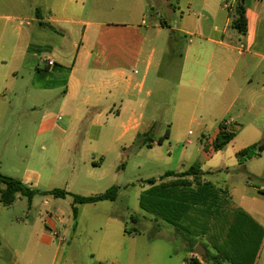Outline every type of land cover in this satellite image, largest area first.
Instances as JSON below:
<instances>
[{
    "label": "crops",
    "instance_id": "obj_1",
    "mask_svg": "<svg viewBox=\"0 0 264 264\" xmlns=\"http://www.w3.org/2000/svg\"><path fill=\"white\" fill-rule=\"evenodd\" d=\"M104 1L0 0V131L6 128L9 134L18 133L16 149L24 141L27 119L33 115L39 121L38 134L53 137L58 157L81 152L82 158L90 159L93 169L101 168L99 162L149 134L155 121H146L149 103L142 95L152 96L173 33H212L191 41L180 53V103L214 117L219 127L225 124L235 135L230 144L241 145L235 150L237 154L264 140V0H245V35L232 27L229 11L227 18H221L224 9L230 7L219 8L218 0H199V6L196 0H183L190 14L179 7L181 16L179 22L173 18L175 27L171 18L176 11L171 12V5L168 8V0H112L105 5ZM91 2L94 4L89 6ZM93 10L101 13L93 14ZM191 15L198 18L194 26L186 20ZM231 27L236 33L230 31ZM202 41L213 47L207 49ZM219 127L209 137L208 146ZM81 128L86 132L80 136L77 132ZM237 162L246 168L249 182L252 176L264 178V151ZM40 180L37 174L25 173L21 182L37 190ZM249 182L239 180L231 189L228 184L222 188L229 198L227 209L243 210L264 229V185ZM18 198L19 194L16 201ZM61 213L63 220L58 227L66 235L72 222ZM105 216L106 228L122 219L112 212ZM27 226L18 216L6 224L4 235L17 242H8V249L18 258L16 264H21L20 258L27 255L34 241L32 235L31 240L26 237ZM72 228L70 242L80 229L78 216ZM40 231L41 241L51 246L54 240L46 236L45 225ZM124 233L131 234L127 229ZM194 238L185 240L188 254L181 264L193 255L201 264H214L216 252L206 236ZM263 245L264 238L260 249ZM62 246L58 242L57 253ZM197 246L205 250V256L194 253ZM131 258L133 252L125 253L120 264H132ZM110 264L119 262L114 259Z\"/></svg>",
    "mask_w": 264,
    "mask_h": 264
},
{
    "label": "rangeland",
    "instance_id": "obj_2",
    "mask_svg": "<svg viewBox=\"0 0 264 264\" xmlns=\"http://www.w3.org/2000/svg\"><path fill=\"white\" fill-rule=\"evenodd\" d=\"M111 1L105 0L103 4ZM168 1V8L172 6L171 12L176 11L175 14L172 13L175 16L171 18V25L175 27L173 18L177 17L178 22L180 21L179 7L186 15L190 13L186 10L183 0ZM233 1L218 0L219 8L223 9L224 4L230 7L229 10L224 9L225 14H221V18L224 15L227 18V11L230 18L232 17V10L236 4ZM93 4L94 2H91L89 6ZM195 4L199 6L200 1L196 0ZM94 12L101 13L96 10H93V14ZM151 15V11L147 13V22ZM163 16L165 19L168 18L166 11ZM197 19L193 15L186 18L193 26ZM215 24L222 27L217 21ZM230 31L235 32L232 27ZM210 34L212 35L208 32L196 33L195 36L171 34L172 45L169 53L163 57L161 78L151 97L142 95L149 103L145 119L147 122L155 121V125L147 134L150 136L149 141H145L146 135L141 136L134 145L121 149L119 154L108 156L105 162H99V166L103 164L99 169H93L90 159L82 158L81 152L58 157L53 137L38 134L39 121L36 115L28 117L27 130L22 133L24 141L17 149L15 146L19 139L18 133L9 134L6 128L0 131V150L3 153L0 157V174L3 176L21 181L25 173L37 174L41 180L35 189L41 193L60 189L72 195L89 197L103 194L113 186L119 187L117 202L106 204L108 206L75 205L72 195L65 199H56L43 194L36 195L31 204L26 197L19 194L14 205L6 210H2L3 206L0 203V264H16L18 261L8 249V242L12 245L17 242L9 235H4L6 224L15 216L21 218L22 224H28L27 239L31 240V235L34 237L27 255L20 258L21 264H110L114 259L120 264L122 256L127 252H133V258L130 259L132 264L182 263L188 254L185 240L195 238L183 234L176 226L141 207L142 195L151 188L148 181L155 179L158 184L170 181L172 179L164 178L166 173H179L194 164L200 165L205 172L204 182H212L217 189L223 191L225 190L222 188H225L226 184L231 189L233 183L239 180L248 183L250 179L246 174V168L237 162L240 158L236 155L238 151L235 150L241 145L228 144L220 151L208 154L209 137L218 130L220 123L207 113L195 111L191 105L181 104L178 99L179 68L182 64L180 53L185 51L191 41H199L203 36H211ZM238 35L243 39V36ZM178 38L181 39L180 42ZM202 43L207 49L213 47L207 41ZM235 44L241 47V43ZM207 56L205 54L206 60ZM85 132L84 128H81L77 133L81 136ZM166 132L168 138L159 145L157 143L159 138ZM261 143H264V140ZM148 144L153 145L149 148ZM261 170L264 172V162ZM252 178L249 183L264 185L263 177ZM0 187L3 188L4 185L0 184ZM235 196L237 201L238 196ZM73 207L78 209L80 229L70 242V236L75 230L72 228ZM61 212L72 224H69L66 235L61 233L66 241L60 242L63 246L57 253L59 241L54 240L51 246H47L45 241H41L40 229L42 227L44 229V221L49 215L58 213L63 216ZM109 212L118 214L122 219L117 222L118 224L106 228L105 214ZM131 217L135 219L132 220ZM126 229L131 232L130 235L124 233ZM257 258H259L257 264H264V245Z\"/></svg>",
    "mask_w": 264,
    "mask_h": 264
},
{
    "label": "trees",
    "instance_id": "obj_3",
    "mask_svg": "<svg viewBox=\"0 0 264 264\" xmlns=\"http://www.w3.org/2000/svg\"><path fill=\"white\" fill-rule=\"evenodd\" d=\"M232 27L245 35L247 17L245 0H236L232 11ZM150 136L145 137L149 141ZM168 138V132L158 140L161 145ZM235 135L228 132L227 126L221 124L219 133L210 146L208 153L219 151L230 144ZM149 148L152 147L148 144ZM264 151V143L249 146L237 155L240 161H246ZM205 172L200 165L194 164L183 172H168L164 178L171 181L157 183L148 181L151 188L141 197V207L172 224L189 237L206 236L210 246L215 250L214 264H255L264 238V229L243 210L229 211V198L223 190L217 189L209 182H202ZM0 202L4 207H11L17 195L28 199L31 204L38 194L65 199L72 195L67 191L54 189L39 192L24 185L20 180L0 175ZM119 187L113 186L103 194L84 197L72 195L75 205L114 202L117 200ZM264 194V191L262 192ZM73 219L78 216V209H72ZM134 220V217H131ZM195 247V246H194ZM193 250V249H192ZM191 261L201 264L193 255Z\"/></svg>",
    "mask_w": 264,
    "mask_h": 264
},
{
    "label": "built area",
    "instance_id": "obj_4",
    "mask_svg": "<svg viewBox=\"0 0 264 264\" xmlns=\"http://www.w3.org/2000/svg\"><path fill=\"white\" fill-rule=\"evenodd\" d=\"M226 9L229 8L227 4L224 5ZM63 220V216L61 214H54V215H49L46 220L44 221L45 225V232L46 236L51 239V240H57L61 243L65 242V237L61 234L59 227H58V222H61ZM185 264H194L191 261V258L188 259Z\"/></svg>",
    "mask_w": 264,
    "mask_h": 264
},
{
    "label": "water",
    "instance_id": "obj_5",
    "mask_svg": "<svg viewBox=\"0 0 264 264\" xmlns=\"http://www.w3.org/2000/svg\"><path fill=\"white\" fill-rule=\"evenodd\" d=\"M194 253L198 256H205V250L201 246H197L194 249Z\"/></svg>",
    "mask_w": 264,
    "mask_h": 264
}]
</instances>
